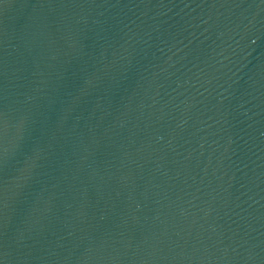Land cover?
I'll return each instance as SVG.
<instances>
[{
	"label": "water",
	"instance_id": "obj_1",
	"mask_svg": "<svg viewBox=\"0 0 264 264\" xmlns=\"http://www.w3.org/2000/svg\"><path fill=\"white\" fill-rule=\"evenodd\" d=\"M0 264H264V0H0Z\"/></svg>",
	"mask_w": 264,
	"mask_h": 264
}]
</instances>
